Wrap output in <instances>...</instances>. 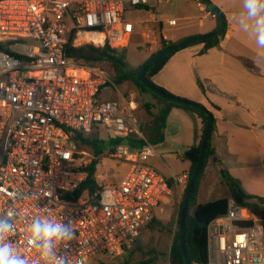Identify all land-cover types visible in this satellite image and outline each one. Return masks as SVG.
Instances as JSON below:
<instances>
[{"label":"built area","instance_id":"built-area-1","mask_svg":"<svg viewBox=\"0 0 264 264\" xmlns=\"http://www.w3.org/2000/svg\"><path fill=\"white\" fill-rule=\"evenodd\" d=\"M149 2L0 0V219L14 228L5 242L30 264H55L28 244L34 218L71 224L76 238L56 249L68 253V264L82 256L90 264L99 255L113 262L136 246L164 198L189 184L188 172L172 175L171 185L151 165L160 156L142 131L134 101L100 100L104 90L118 89L113 77L66 54L70 44L125 51L133 32L127 8ZM198 6L206 4L199 0ZM207 16L217 14L209 9ZM101 126L111 140L135 135L142 141L136 149L120 144L107 153L130 163V170L119 186L99 183L78 201L64 200L87 181L92 163L103 160V153L80 144ZM208 232L209 264H264V225L237 200Z\"/></svg>","mask_w":264,"mask_h":264},{"label":"crops","instance_id":"crops-1","mask_svg":"<svg viewBox=\"0 0 264 264\" xmlns=\"http://www.w3.org/2000/svg\"><path fill=\"white\" fill-rule=\"evenodd\" d=\"M160 1L150 0L149 5L129 6L126 11L127 20L128 14L137 10H146L149 14L148 19L128 20L132 25V40L135 32L146 45L148 57L143 64L162 48L163 41L177 43L213 33L220 27L217 17L207 16V5L204 8L198 6L199 0ZM210 1L222 12L226 22L218 43L209 49L198 43L176 52L153 77V82L172 95L203 105L215 118L211 134L215 155L205 168L199 203L222 198L235 200L221 178L222 170L237 180L246 194L264 198V61L257 60L258 54L264 55V49L259 48L255 38L239 27L242 0ZM171 2L175 4L172 9H175L167 18L163 10ZM173 19L177 20V25L169 24ZM133 93L138 95L139 92ZM134 103L138 110L139 103ZM146 104L157 106L158 100L142 93L143 107ZM151 119L148 118V122ZM203 127L202 119L196 114L173 108L162 144L179 143L191 150L198 145ZM191 166L192 162L183 167L180 174L189 173ZM168 171L169 177L164 175L171 179L175 173L170 167ZM210 176L213 177L212 183L209 182ZM213 190L214 194L220 192L223 196H212L211 200L200 202L202 196L214 195Z\"/></svg>","mask_w":264,"mask_h":264},{"label":"trees","instance_id":"trees-1","mask_svg":"<svg viewBox=\"0 0 264 264\" xmlns=\"http://www.w3.org/2000/svg\"><path fill=\"white\" fill-rule=\"evenodd\" d=\"M213 6L216 9H218L214 4ZM208 8L211 11H213L210 7ZM219 12L223 16L220 10ZM217 20L220 26V19L218 16H217ZM218 40H219V37H215V38H212L205 42H200V43L205 45L204 49H209L215 46L218 43ZM183 41L185 40H182L177 43H167L166 41H163L162 48L159 51H157L155 54H153L150 57V59L140 67H133L127 62L125 51H116V50L111 49L109 46L97 47L93 44H85L79 47H74L72 44H70L66 48V54L68 57L73 58L76 62L84 64V65H89V66L98 65L103 62H110L115 71V77H113V79L115 80L116 85L118 87L126 82H131V83H134L138 87L141 93H151L155 96V98L159 101L157 106H154L152 104L144 105V108L147 114L152 119L144 128H142V131L144 132L145 136L154 145H157L164 141L167 120L173 108H181V109L188 110L196 114L199 118H201L203 121L204 127H203V132L200 137V141L198 145L192 148V149H195V155H194L193 160L191 161L192 166L189 172V177L191 179L193 172L196 168V165L198 163L199 157H200L201 143H202L203 133L207 126L208 116L209 114L212 115V113L208 111L207 108L204 106L202 109H197V108L185 106L182 104L169 102L159 97L155 93H153L151 90L145 87V85L142 82L138 80V73L144 68L145 65H147L152 60H154L163 51ZM175 54L176 53L168 55L159 64L151 68L146 74L147 79L153 85L157 86L159 89H161L162 91L166 93H169V92L166 91L164 88L156 85L153 82V77L160 72V70L165 66V64L169 61V59ZM213 120H214L213 129H214V125H215L214 117H213ZM93 138L94 137L91 136L85 139H81L80 144L84 148H87V147L91 148L92 151L94 152L93 154L97 156L101 155L102 153H104V149H106L105 144H104V147H102L98 143V141ZM120 144L127 145V146H130L131 148L136 149L142 145V141L139 140L135 135H132L126 138H117V139L111 140L109 142V145H110L109 147H111L110 149H112V147L120 145ZM214 155H215V152L211 145V136H210L208 140L205 161H204L203 168L198 176V179L195 184V188L192 193V197L190 201V208H189V212L187 215V221H186V236H185L186 248H187L188 257L192 264H209L210 256H209L208 228L213 221H215L217 218L225 216L229 211L230 200L228 198H222V199H218V200L207 202V203H199V200H198V194L200 191L205 168L207 166L209 159L213 157ZM98 164H99V161L97 160L92 163V165L88 168L90 173H89V177L87 181L75 193L67 194L66 197H64V200L72 201V202L78 201L82 197H84L88 192L95 191L99 188V182L97 181V176H96ZM221 178L223 182L229 187L232 198L240 202L243 207L247 208L253 215H255V217L260 219L264 225V198L254 197V196H250L246 194L244 190L241 188L238 181L235 180L225 170L221 171ZM170 184L173 185V182L171 179H170ZM187 188H188V185L185 189L184 199L181 204V207H183V204H184ZM180 212H181V209H180ZM177 223H178V228L175 232V237H174L173 244H172L171 251H170V263L171 264H186L182 251L180 249V244H179L180 214H179ZM150 225H153L155 227L158 225L161 227L163 226L162 221L159 220L156 216L154 217ZM245 225L251 226L252 223L248 222V223H245ZM156 260H157V256L154 255L152 258L148 259L147 261H140V262L141 264H154ZM125 264H130V263L126 262Z\"/></svg>","mask_w":264,"mask_h":264},{"label":"rangeland","instance_id":"rangeland-1","mask_svg":"<svg viewBox=\"0 0 264 264\" xmlns=\"http://www.w3.org/2000/svg\"><path fill=\"white\" fill-rule=\"evenodd\" d=\"M174 5L175 4L171 2L166 6L167 8H164L163 12L166 13L165 17L170 18L172 16L175 9H172ZM127 18L129 21L140 18L148 19L149 14L146 10H137L134 11V13L128 14ZM145 47L146 45L144 44L142 38L134 32L132 43L125 50L126 60L131 66L140 67L144 63L145 59L148 57ZM98 65L111 77H115V71L110 62H103ZM136 90L139 92L138 95L133 93ZM148 94L155 97L151 93ZM121 96L126 97L128 101L132 100L139 103L137 113L142 120V128H144L149 123L147 119L150 118V116H148L142 105V93L134 83L126 82L120 85L116 90H106L103 93L101 100H118ZM111 133L112 132L108 131L104 126H101L99 127V131L96 130L95 134L92 136L94 137L93 139H96L102 147H104V144L106 147L103 153V160L98 166L97 181L101 185L119 186L128 174L131 164L126 161L112 159L107 155L109 149L111 148L109 147ZM155 146L160 158L152 159L150 163L163 175L165 174L169 177L170 173L168 171V167H170L171 171L175 173L174 175H179L183 171V167L191 164V161L186 157L187 152L190 150L187 146H183L179 143L175 144L173 142L168 146H165L162 143ZM85 150L91 154L94 153L91 148L87 147ZM209 182H213L212 176L209 177ZM185 189L186 188H182L180 192L175 191L171 197H165L160 206L156 208L155 216L162 221V227L159 225L156 227L153 225L148 226V228L141 235L136 246L122 258L113 262H105V257L99 255L93 258L90 264H125L126 262L130 264H141L140 261H147L154 255L157 256V260L154 264H171L170 251L175 237V232L178 228L177 221L180 214L181 204L184 199ZM214 192L215 190H213V194ZM212 196L214 198H219L223 195L218 192L217 194L215 193L209 197L202 196L200 198V202L211 200L210 198H213Z\"/></svg>","mask_w":264,"mask_h":264},{"label":"clouds","instance_id":"clouds-1","mask_svg":"<svg viewBox=\"0 0 264 264\" xmlns=\"http://www.w3.org/2000/svg\"><path fill=\"white\" fill-rule=\"evenodd\" d=\"M242 8L238 18L240 29L254 37L256 45L264 49V0H242ZM257 60L264 61V55L258 54ZM104 196L110 194L105 193ZM12 231L13 225L8 220L0 219V264H30L26 257L17 253L11 243L5 242V235ZM75 238L70 223L36 217L30 225L28 244L40 249L42 257H54L55 264H68V253L60 255L56 249L61 244L63 249H67ZM79 264H87L86 256L81 257Z\"/></svg>","mask_w":264,"mask_h":264},{"label":"water","instance_id":"water-1","mask_svg":"<svg viewBox=\"0 0 264 264\" xmlns=\"http://www.w3.org/2000/svg\"><path fill=\"white\" fill-rule=\"evenodd\" d=\"M201 1L203 3H205L208 7H210L219 17V19H220L219 29L213 33H209L206 35H201V36L186 39L185 41L163 51L154 60H152L147 65H145L144 68L138 73V80L140 82H142L145 85V87H147L149 90H151L153 93H155L159 97H161V98H163L169 102L178 103V104H182V105L197 108V109H202L203 105L162 91L161 89H159L157 86L153 85L147 79L146 74L151 68H153L154 66L159 64L168 55L176 53L180 50L186 49V48H188L191 45H194L196 43L205 42L209 39H212L215 37H220L223 34V32L225 31V26H226L224 17L221 15L219 10L213 6V3L210 0H201ZM213 123H214L213 116L211 114H209L207 126H206L204 133H203L200 157H199L198 163L196 165V168L193 172V175L189 181L185 200H184V204H183V207H181V212H180L179 244H180V249L182 251V254H183V257H184L186 264H192L189 257H188L187 248H186V240H185L187 215H188L189 208H190V201H191L192 193H193L196 181H197L198 176H199V174L203 168V164L205 161V156H206V151H207V146H208V140H209L211 133H212ZM194 155H195V149H191L187 152L186 157L190 161H192L194 158Z\"/></svg>","mask_w":264,"mask_h":264},{"label":"bare ground","instance_id":"bare-ground-1","mask_svg":"<svg viewBox=\"0 0 264 264\" xmlns=\"http://www.w3.org/2000/svg\"><path fill=\"white\" fill-rule=\"evenodd\" d=\"M88 37L97 40V36L96 35H92V36H88Z\"/></svg>","mask_w":264,"mask_h":264}]
</instances>
